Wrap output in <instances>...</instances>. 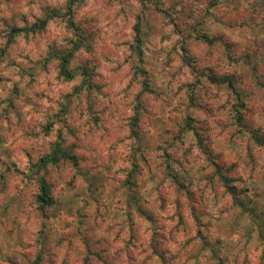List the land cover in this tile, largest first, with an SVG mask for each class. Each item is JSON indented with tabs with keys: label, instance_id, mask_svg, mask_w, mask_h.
<instances>
[{
	"label": "rangeland",
	"instance_id": "rangeland-1",
	"mask_svg": "<svg viewBox=\"0 0 264 264\" xmlns=\"http://www.w3.org/2000/svg\"><path fill=\"white\" fill-rule=\"evenodd\" d=\"M64 5L0 0V264H264V0H76L90 89L62 18L5 47ZM59 137L78 164L41 168L40 209Z\"/></svg>",
	"mask_w": 264,
	"mask_h": 264
},
{
	"label": "trees",
	"instance_id": "trees-1",
	"mask_svg": "<svg viewBox=\"0 0 264 264\" xmlns=\"http://www.w3.org/2000/svg\"><path fill=\"white\" fill-rule=\"evenodd\" d=\"M76 0H65V7L63 14L61 13L63 7H53L50 10H46L44 12L43 16H39L36 18V20L29 26H16V25H9L7 27V41L5 47L7 48V45L12 43L15 38L22 34L23 36H29L30 34L38 33L45 29L46 25L49 23L50 20L54 18H62L65 21V26L67 29L72 30L73 36L71 39H69L70 48L65 51H61L58 53L59 58V74L61 77H63L65 80H71L73 79L78 73L82 76L81 81V88L90 89L93 85L91 83V71L88 66H77L76 68L71 69L70 68V61L72 57L74 56L75 52L79 51L82 47H86L89 43L87 41V38L83 35L82 29L80 26L76 25V21L74 19V11H73V5ZM141 19L138 18L133 25V30L135 34V44H134V50L136 51L137 56H142V29H141ZM201 37L205 38L209 42H212L213 39L208 37V35L204 34L201 35ZM89 46H87L88 48ZM2 52H5L6 49L1 48ZM136 74H139L140 76L144 77V70L140 67H135ZM216 80V79H215ZM220 82H227L228 85L232 88H234V83L231 78H220L218 79ZM143 87L146 89L148 85L146 84V81L143 82ZM147 86V87H146ZM148 90V89H147ZM237 96H240L239 93H236ZM140 97L138 96L136 98V106L134 107V113L130 118V129L131 132L136 135L138 133V121L140 116ZM238 106H243V103L238 97ZM235 111L238 113L240 112L239 109L236 107ZM60 112H66V107L61 106ZM237 120L239 122H242V115L239 113L237 115ZM48 127V126H47ZM48 131V128H47ZM254 138L261 143V140L257 135H254ZM61 161H69L73 165L78 164V159L75 156V154L66 147L61 138L59 137L51 147L50 151L46 154L42 155L37 163H35V166L37 167L36 170V180H37V194H36V202L38 204V207L40 209H44L46 207H49L53 203V197L51 195V189L50 184L45 178L44 175H40L39 171L41 168L47 167L48 165H56ZM225 186L228 189H231L227 181H225ZM233 190V189H232Z\"/></svg>",
	"mask_w": 264,
	"mask_h": 264
}]
</instances>
